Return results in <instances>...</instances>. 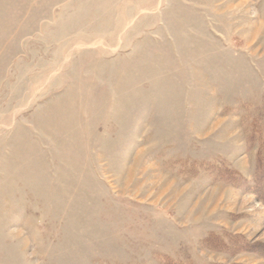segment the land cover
Returning a JSON list of instances; mask_svg holds the SVG:
<instances>
[{
  "label": "rangeland",
  "instance_id": "rangeland-1",
  "mask_svg": "<svg viewBox=\"0 0 264 264\" xmlns=\"http://www.w3.org/2000/svg\"><path fill=\"white\" fill-rule=\"evenodd\" d=\"M0 264H264V0H0Z\"/></svg>",
  "mask_w": 264,
  "mask_h": 264
},
{
  "label": "trees",
  "instance_id": "trees-1",
  "mask_svg": "<svg viewBox=\"0 0 264 264\" xmlns=\"http://www.w3.org/2000/svg\"><path fill=\"white\" fill-rule=\"evenodd\" d=\"M226 180L228 182L235 183V184H237L239 186L241 185V183H244L246 181L244 177L242 178L241 176H238L236 174V172L233 173V174L232 173H228ZM259 197H261L260 194H259ZM207 242H209V240H207ZM245 246L243 247L244 249H246Z\"/></svg>",
  "mask_w": 264,
  "mask_h": 264
}]
</instances>
